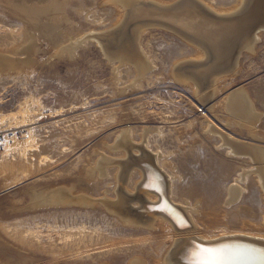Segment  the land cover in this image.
<instances>
[{
	"label": "rangeland",
	"instance_id": "rangeland-1",
	"mask_svg": "<svg viewBox=\"0 0 264 264\" xmlns=\"http://www.w3.org/2000/svg\"><path fill=\"white\" fill-rule=\"evenodd\" d=\"M12 1L9 4L0 0V50L18 52L17 62L24 57L27 60L22 47L31 42V33H36L33 63H25L14 72L0 73V133L6 136L0 151V264L75 263L73 241L78 233L74 215L78 214V205L53 202L47 205L43 201L49 197L44 196L71 185L85 158L97 155L94 149L115 154L104 143L114 144L122 129H130L132 141L154 153L153 156L158 152L171 154L184 182L189 186L196 183L199 188H192L199 193H209L213 225L220 223V228L228 230H239L248 224L262 225L264 202L259 184L253 177L247 183L240 182L245 183L246 190L240 201L231 203V186L241 172L231 165L225 153L224 156L217 151V140L210 138L214 147L205 142L202 123L212 119L241 141L260 143L264 139V33L255 52L241 51L238 70L226 71L227 76L221 79L215 95L212 80L205 85L200 102L198 89L183 86L174 73L176 63L194 54V47L176 33L156 27L138 32L143 51L154 63L140 76L131 64L119 67L118 71L114 69L118 61L113 63L104 47L88 37L110 32L118 24L111 0H47L48 6L64 4L57 23L70 29L71 38L65 42L53 41L47 30L43 33L36 25L47 24L45 16L42 18L45 22L40 18L41 22L37 19L30 22L26 7L19 5V0ZM210 1L226 6L236 2ZM135 21L131 19L129 24L128 20L127 25L123 23L117 28L115 34L122 32L125 38L114 44L116 37L111 47L120 48L119 42L123 44L129 38ZM156 76L159 79L155 80ZM240 88L247 93L243 95L247 100L245 110L252 104L253 115L259 114L255 122L262 137L253 138L238 125L227 124L233 118L238 119L237 124L243 121L228 111V99ZM146 127L154 128L149 139L144 135ZM13 134L19 142L12 146L7 138ZM147 140L150 148L145 147ZM187 188L184 195L196 198ZM216 191L217 198L213 193ZM80 212L87 222L86 210ZM90 213L94 225L105 223L120 237L134 234L123 232L110 221L108 211H104L108 216ZM116 254L125 257L123 263L117 264H126L134 255L116 249L105 256L112 259ZM93 256L106 259L102 253Z\"/></svg>",
	"mask_w": 264,
	"mask_h": 264
},
{
	"label": "bare ground",
	"instance_id": "bare-ground-1",
	"mask_svg": "<svg viewBox=\"0 0 264 264\" xmlns=\"http://www.w3.org/2000/svg\"><path fill=\"white\" fill-rule=\"evenodd\" d=\"M4 1L10 4L12 0ZM170 1L172 2L168 3L165 0H111L109 2L113 4L112 8L118 17V24L110 32H104L97 36L91 34L88 37L93 38L104 47L109 54V59L114 61L113 63H116L115 60L118 61L119 64L116 67L114 65V69L117 70L121 66L131 64L140 76H144L154 66V63L143 51L138 32L146 31L149 27H156L158 29L166 28L176 33L186 43L194 47V54L191 58L178 61L174 73L179 76L183 86L189 89H198V99L202 102L200 92L203 91L205 85L211 83L210 80L215 87L213 89V95H215L219 91L218 84L221 83V79L227 76L226 71L234 73L238 70L240 66V56L238 55L242 53L241 51L248 49L250 52H255V46L264 33V0H253L249 14L243 18V22L235 24L236 26L216 25L217 23L211 22V20L226 21L239 16L248 0H236L233 6L214 3L210 0ZM19 2V5L28 10L29 15L27 14V16L31 18L30 22L34 23L35 19L39 22V18L42 19L44 16L47 18V24L36 23V25L43 33L48 31L52 37L48 38L53 41L59 40V42H65L71 38L70 29H64L57 23L61 16H59V12L65 9L64 4L57 6L58 4L53 3L48 6L47 0H19ZM156 14L164 16V19L168 21L144 18ZM256 17L262 18V20L260 19V23L252 27L251 22ZM131 19L136 21L131 26L129 38H126L123 44L119 42L118 47L120 48L114 49L110 46L112 40L118 37L114 43L117 44V41L120 38L123 41L124 37L120 31L118 36L115 34L118 31L117 28L121 27L123 23H125L124 26L127 25L128 20L130 24ZM198 27L201 29L198 30ZM34 33L36 32H32L30 35L31 42H27L22 47V52L27 53V60L24 59L25 57H19L22 62H17L18 59L15 55L18 52L0 50V73L14 72L23 65L25 66V63H27L26 65L33 63L31 55L35 50ZM205 35H211L213 41L219 43L220 48L218 46V49L217 47L212 49L206 43ZM83 40L85 39L83 38ZM209 63L215 65L209 67ZM186 66L187 68H185ZM156 79H159V76H156ZM238 93L228 99V111L247 122L242 121L237 124L238 119L233 118L227 124L230 127L238 125L252 134L253 138L257 135L261 136L255 122V118L258 119L259 114L254 111L253 107L254 113L256 112L253 115L252 104L249 106L250 100V103L247 102L249 107L245 110L244 103L247 100H244L243 95L246 96L247 93L243 92L241 88ZM202 125L205 134L202 136L205 142L211 145L210 138L217 140L215 147L217 151L223 155L225 153L227 156H224L231 162V165L241 172L236 178L235 184L231 186V203L241 200L246 185L244 183L245 187H243L240 182H248L250 177H253L256 184H259L264 202V139L262 138L260 143L241 141L235 135H231L225 129L217 126L212 119L206 120ZM151 131H154V128L146 127L144 130V135H148V139ZM159 133H161L160 130ZM15 137L13 134L12 138H7L9 145L10 142L12 146L19 142ZM148 141L145 142L146 148H150ZM104 145L107 146L108 151L115 154L94 149L93 152H97V155L85 158L84 165L77 171L71 185L66 186L67 188L64 186L63 189L51 190L44 196L45 198L49 197L48 200L43 201L47 205L52 202L59 205H78V214L74 215V219L77 220V223L75 220L74 223L78 233L73 241L76 253L74 264H85L86 262L88 264L123 263L125 257L116 254L111 259L105 256L116 249L121 252L134 253L130 259H127L126 264H203L209 258H213L215 264H264V218L262 225L248 224L239 230L222 229L220 223L215 226L213 225L215 221L210 218L214 210L209 206V193H199L192 188L193 186L199 188L196 183L189 186L184 182L182 174L177 172L176 165L171 160V154L165 155L163 152H158L156 157L153 156L154 153H149L144 147L141 148L132 141L130 129L120 130L114 139V144L108 145L105 142ZM211 147L214 146L211 145ZM145 160L147 163H144ZM156 171L166 180L167 187ZM187 186L190 195H195L196 198H192L188 194L184 195L188 189ZM47 187L49 188V186ZM164 193H166L169 203L171 202L173 206L175 205L181 210L179 213L181 215L175 216L176 214L174 215L170 208L164 204L162 207L161 204L153 205L160 202ZM213 193L217 198L219 195L217 191ZM34 195L38 196L39 194L34 193ZM144 204H150V206L144 207L146 206ZM82 209L88 213L87 222L83 221V216L80 214ZM153 209H160V213H154ZM104 211L110 212L112 216H108ZM90 212L106 215L123 232L134 234L125 237V233L123 237H120L118 233L111 231L105 223L94 225ZM80 220L83 222H79ZM223 223L226 225L224 221ZM236 237L242 240H235ZM190 239L194 241L191 242ZM195 240L206 245H196L199 243ZM219 240L222 241L212 243ZM93 253H102L106 259L96 258ZM117 259L120 260L117 261ZM84 261L86 262L84 263Z\"/></svg>",
	"mask_w": 264,
	"mask_h": 264
},
{
	"label": "water",
	"instance_id": "water-1",
	"mask_svg": "<svg viewBox=\"0 0 264 264\" xmlns=\"http://www.w3.org/2000/svg\"><path fill=\"white\" fill-rule=\"evenodd\" d=\"M252 3H253V0H248L247 1V3H246V5H245V7L243 8V10H242V12L239 14V16H237V17H234V18H231V19H228V20H226V21H216V20H211V22H216L217 24L216 25H218V24H225V25H228V26H236L235 24H238L239 22H243L244 21V17L247 15V14H249V12H250V10H251V6H252ZM151 16V17H150ZM149 17L147 16H145L144 18H155V19H158V20H160V21H168V20H166V19H164V16L163 17H161L162 15H159L158 14V16H160V17H158L157 16V14L156 15H150ZM260 17V16H259ZM262 20V18H255V20L253 21V22H251L252 24L251 25H253L252 27H255L256 25H258L259 23H260V21ZM208 22V21H207ZM211 22H208V23H210V24H212ZM240 24V23H239ZM198 26V25H197ZM195 27V26H194ZM196 28V27H195ZM198 30L199 29H201V28H197ZM196 29V30H197ZM205 41H206V43H208V45H210V47L213 49V48H216L217 47V49H218V46H219V43L217 44L216 42H214L213 41V38H212V36L211 35H205ZM219 48H220V46H219ZM215 62H216V60H215ZM212 64V63H211ZM215 64L213 63L211 66H209V67H212V66H214ZM144 163H147L146 162V160L144 161ZM155 169V168H154ZM159 169V168H158ZM156 170V169H155ZM160 170V169H159ZM161 171V170H160ZM157 172V171H156ZM158 174H159V172H157ZM160 175V177L162 176L161 174H159ZM162 178V181L165 183V186L167 187L168 186V184H167V182H166V180L163 178V177H161ZM167 189V188H166ZM163 188H162V192H163ZM154 191H156L155 189H154ZM163 198H161V200H160V202L159 203H156V204H153V205H159V204H161V207H162V204H164V205H166V207H169L170 208V211L175 215V216H177V214L178 215H181V214H179V213H181L180 211L181 210H179V208H177V206H173V204L170 202L169 203V201H168V199H167V195H166V193H164L163 195ZM144 205H146V206H144V207H147V206H150V204H144ZM177 209V210H176ZM153 211H154V213H160V209L159 210H156V209H153ZM168 216V215H167ZM190 227V226H189ZM188 227V228H189ZM190 228H192V227H190ZM235 240H239V241H241L242 239H239V238H234ZM191 240V242H193L194 240L193 239H190ZM196 241V240H195ZM222 240H219V241H216V242H212V243H220ZM245 241V240H244ZM196 242H198V241H196ZM199 244H196V245H201V246H205L204 244H202V243H200V242H198Z\"/></svg>",
	"mask_w": 264,
	"mask_h": 264
},
{
	"label": "built area",
	"instance_id": "built-area-1",
	"mask_svg": "<svg viewBox=\"0 0 264 264\" xmlns=\"http://www.w3.org/2000/svg\"><path fill=\"white\" fill-rule=\"evenodd\" d=\"M6 136L0 133V151L4 148Z\"/></svg>",
	"mask_w": 264,
	"mask_h": 264
},
{
	"label": "snow or ice",
	"instance_id": "snow-or-ice-1",
	"mask_svg": "<svg viewBox=\"0 0 264 264\" xmlns=\"http://www.w3.org/2000/svg\"><path fill=\"white\" fill-rule=\"evenodd\" d=\"M210 251V250H205ZM203 264H215V260L213 258H209L208 260L204 261Z\"/></svg>",
	"mask_w": 264,
	"mask_h": 264
}]
</instances>
